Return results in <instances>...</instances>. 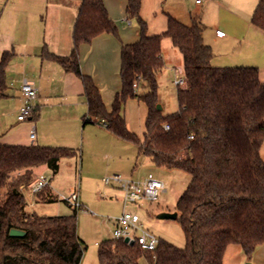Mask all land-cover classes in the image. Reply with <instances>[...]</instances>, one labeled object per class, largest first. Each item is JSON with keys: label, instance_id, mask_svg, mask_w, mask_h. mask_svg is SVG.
Here are the masks:
<instances>
[{"label": "trees", "instance_id": "1", "mask_svg": "<svg viewBox=\"0 0 264 264\" xmlns=\"http://www.w3.org/2000/svg\"><path fill=\"white\" fill-rule=\"evenodd\" d=\"M141 7L142 0H127V17L137 21L140 39L122 47V90L110 110L93 78L81 72L78 54L82 43L104 33L117 34L103 0H80L69 56L48 53L82 81L88 103L85 124L104 122L111 133L135 143L139 156L191 176L177 204L185 248L160 240L151 252L109 239L99 246L100 264H141L142 258L148 264H224L233 244L251 258L264 245V78L257 67H214V53L204 42L205 26L199 20L186 25L169 15L166 31L150 35ZM251 22L264 31V0H259ZM164 38L183 55L186 80V86L178 87V112L167 116L157 109ZM14 56L8 51L0 59V99L6 96V71ZM129 98L147 107L141 138L129 130L123 115ZM78 153L67 147L0 143V264L81 263L85 247L76 216L30 212L24 194L36 168L46 165L55 176L60 160ZM34 198L58 201L50 186ZM11 229L25 235L12 237Z\"/></svg>", "mask_w": 264, "mask_h": 264}, {"label": "crops", "instance_id": "2", "mask_svg": "<svg viewBox=\"0 0 264 264\" xmlns=\"http://www.w3.org/2000/svg\"><path fill=\"white\" fill-rule=\"evenodd\" d=\"M103 2L110 18L117 25V34L104 33L90 43H82L78 54L81 72L93 78L110 110L115 95L122 90V47L140 39V28L135 19L127 17V0ZM258 2L201 0L198 4L196 0H142L141 16L147 22L150 35L166 31L169 15L186 25L199 20L205 26L204 42L214 53L211 61L214 67H257L264 78V31L251 22ZM79 6L80 0H0V59L4 52L15 53L6 71V96L0 99V133L5 135L8 132L0 139V143L67 148L76 146L78 133L85 127L88 114L83 83L73 73L66 72L59 63L50 58L44 59L43 56L45 52L58 56L71 54ZM210 12L216 18L215 22L208 19ZM44 15L47 21L42 38L40 23ZM219 30L225 32V36H218ZM169 40L164 38L162 41L161 56L165 65L158 74V80L167 67L176 69L169 53L172 51L175 54L174 49L177 48ZM182 61L180 74L184 76L183 55ZM26 80L38 88L39 98L33 117L26 121L29 134L20 138L10 128L12 120H18L21 86ZM52 96L57 97L53 104ZM65 108L68 110L69 126L45 123L48 109L61 110L59 115L62 117ZM33 129L36 133L34 142L30 137ZM261 154L264 159V143ZM252 256L248 258L240 245L233 244L225 252L224 264H245L248 259L250 264H264V245L258 246Z\"/></svg>", "mask_w": 264, "mask_h": 264}, {"label": "rangeland", "instance_id": "3", "mask_svg": "<svg viewBox=\"0 0 264 264\" xmlns=\"http://www.w3.org/2000/svg\"><path fill=\"white\" fill-rule=\"evenodd\" d=\"M208 19L212 22L216 21L212 12L208 15ZM46 21L47 18L44 15L40 23L42 38L45 34ZM170 48L172 49V45ZM174 50L176 53L171 51L169 55L176 69L172 66L167 67L158 80L159 104L163 106L165 116L179 110L176 80L178 77H184L180 74V68L183 65L182 54L178 49ZM43 57L49 59L48 53L45 52ZM52 97L53 104L57 97ZM60 112L62 111L48 109L45 123L69 126L68 110L66 108L63 110V118L59 115ZM123 115L129 130L141 138L145 131L146 105L135 98H129L123 107ZM12 121L10 129H14L20 138H25L26 133L29 134L28 123L14 119ZM0 135V139H3L8 132L5 135L0 133ZM70 148L78 150V155L72 158H62L59 162V171L55 176L46 165L34 170L33 183L41 177L48 179L50 188L58 201L38 202L30 188L25 189L24 194L30 212H36L40 216H76L78 234L85 247L80 264H100L99 246L102 242L112 239L113 219L119 217L124 211V192L119 189L118 184L108 185L103 181L115 174L135 182L142 181L151 174L155 179L164 182L165 188L160 192L157 201L141 200L137 203H128L126 209L137 213L145 229L159 240L170 242L179 248L186 247V237L180 221L159 219L158 215L163 212H177L178 201L191 181L188 173L180 169L156 166L150 158L139 156L138 146L135 143L111 133L102 123H89L82 127L78 133L76 146ZM74 193L78 195L81 204L78 209L65 201ZM32 202L33 206H31ZM140 263L148 264V261L142 258ZM250 263L249 259L245 262V264Z\"/></svg>", "mask_w": 264, "mask_h": 264}, {"label": "built area", "instance_id": "4", "mask_svg": "<svg viewBox=\"0 0 264 264\" xmlns=\"http://www.w3.org/2000/svg\"><path fill=\"white\" fill-rule=\"evenodd\" d=\"M198 4L201 0H196ZM217 35L220 37L225 36V32L217 31ZM139 80V79H138ZM178 87L186 86V80L184 77H178L176 80ZM134 87H138V82L134 84ZM39 98L38 88L29 81H24L21 86V107L17 116L19 122L28 121L33 117V113L36 108V103ZM103 125L106 126L104 122ZM168 129V127H166ZM31 140L34 142L36 138L35 129L31 131ZM106 184H118L119 189L124 192V211L119 216L114 218L113 237L114 240H121L128 245H139L144 250L154 252L159 245V238L145 229L144 224L137 213L128 211L126 206L128 203H137L141 200H148L155 202L158 200L160 192L165 188L164 182L155 179L151 174L142 181L135 182L133 180L123 179L121 175L115 174L111 177H107L104 180ZM50 186V181L41 177L30 187L33 193H37L46 187ZM65 201L75 209L81 207L79 197L76 193L71 197L65 199ZM128 240V242H126Z\"/></svg>", "mask_w": 264, "mask_h": 264}, {"label": "water", "instance_id": "5", "mask_svg": "<svg viewBox=\"0 0 264 264\" xmlns=\"http://www.w3.org/2000/svg\"><path fill=\"white\" fill-rule=\"evenodd\" d=\"M157 109L162 111L163 108L160 104L157 105ZM159 219H177L178 218V213H168V212H163L158 215ZM25 235V232L19 229H11L10 231V236L12 237H22ZM128 242V240H126ZM133 245V243H131Z\"/></svg>", "mask_w": 264, "mask_h": 264}]
</instances>
